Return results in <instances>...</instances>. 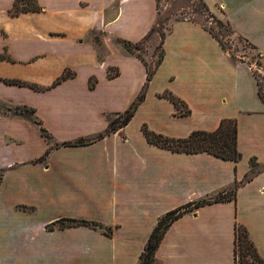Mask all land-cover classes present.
<instances>
[{
	"label": "crops",
	"instance_id": "0c3cea01",
	"mask_svg": "<svg viewBox=\"0 0 264 264\" xmlns=\"http://www.w3.org/2000/svg\"><path fill=\"white\" fill-rule=\"evenodd\" d=\"M14 2L0 0V54L11 58L0 59V105L34 108L53 143L92 142L55 148L33 162L50 143L32 121L0 109V264H138L163 215L235 184L234 199L193 208L171 225L157 264H235L236 223L247 227L264 257V103L249 64L234 62L199 22L178 21L130 122L97 138L147 81L145 63L116 39H144L155 21V0H38L42 10L18 15L11 13ZM222 6L264 62V0H240L230 11ZM110 69L119 74L110 77ZM67 70L73 75L50 87ZM165 91L190 113L160 95ZM225 118L238 123V162L174 152L142 131L147 124L185 138L214 131ZM252 158L259 166L246 180ZM62 218L101 226L63 228Z\"/></svg>",
	"mask_w": 264,
	"mask_h": 264
},
{
	"label": "trees",
	"instance_id": "16d2710c",
	"mask_svg": "<svg viewBox=\"0 0 264 264\" xmlns=\"http://www.w3.org/2000/svg\"><path fill=\"white\" fill-rule=\"evenodd\" d=\"M200 1L202 3V6H204V8L206 9L207 14L210 15V17H212L217 23H219L222 26L228 27V29H233L230 21L227 20L226 23H224L214 13L211 12L208 4L204 0H200ZM40 10H42V7L38 3V0H15L11 13L13 15H18L21 12L40 11ZM153 31L154 30L152 29L144 39L138 42H132V41L121 39V38H117L116 42L121 44L128 52L135 54L145 63L141 55L136 54V51L141 50L142 48L141 46L143 42L151 36ZM208 31L219 41L222 48L226 50L225 43L222 41L219 34L214 30V28H209ZM232 31L234 32L235 30H232ZM239 38L241 40H245L249 42L253 48H256V46L249 39L243 37L240 34H239ZM164 55H165V52L163 49L156 62V66L153 70L148 68L147 64L145 63V65L147 66L148 75H147V81L142 91L140 92V94L132 102V104L126 111L118 114L116 119L114 120H112L111 117L109 118L110 124L108 126V129L104 133L99 135L97 138H102L106 136L107 134L115 132L119 128L126 126L130 122V120L136 113L139 105L144 101L146 97V92H147L149 82L151 81L155 70L162 63L164 59ZM231 58L234 62H236V58L234 56H231ZM0 59H11V58L8 54L4 53V54H0ZM240 62L243 63L244 61L241 60ZM118 74H119V71H116L113 74L112 69L109 70L110 77L117 76ZM253 74L257 82L258 95L264 103V92L262 90L263 83L261 79L259 78L260 75L256 72H253ZM72 75L73 73H71V71L69 70L65 71L63 75L60 78H58L50 87L55 86L56 84L60 83L62 80ZM6 82L21 84V85L29 84L26 81H22L18 79H6ZM95 83H96V80L91 78L90 86L92 88L95 86ZM29 85H31L32 87L36 89L49 88V87H40L35 84H29ZM160 95L174 102L177 109L182 114L190 113V109L185 104V102L181 98L174 95L171 91H165L164 93ZM0 109L3 110L5 113L18 115V116L24 117L32 121L34 124H36L39 127L41 134L50 143V147L46 150L45 154L41 156L40 158L34 160L33 162L44 161L45 158L49 155V153L55 148H59L65 145L86 144L88 142H92V140H80L77 142L66 141L62 143L60 142L53 143L52 135L46 130V128L41 124L39 120L34 118V112H35L34 108H30L28 106L12 108V107H6L3 105H0ZM142 131L150 143H153L160 147L172 150L174 152H183V153L208 152L217 157H220L223 159H230L235 162L240 161V159L242 158V153L238 149V142H237L238 123L235 118L222 119L219 127L214 131L194 130L188 137H185V138H174V137L166 136L161 133H157L151 130L147 124L142 125ZM258 166L259 164L256 162L255 159L252 158L251 159V170L247 174L246 180H250L253 177L254 173H256L258 169ZM3 178H4V170H1L0 171V186L3 182ZM239 186H240L239 184H235V186L227 193H224V194L222 193L218 195L217 197H214L211 199L201 200L195 204L193 203L186 204L184 206L173 209L167 212L165 215H163L159 219L157 225L154 227L152 233L150 234L144 246V249L140 255L138 264H157L156 252L162 240L164 239L171 225L178 218H180L184 213L192 210L193 208L200 207L206 204L234 199ZM57 222H59V224L63 228L73 227V226H88L92 228H99L101 226L100 223L96 221H89L85 219H76V218H62L58 220ZM105 233L108 235L112 234L111 230L109 229H107ZM250 251H252V256L254 257V259H256V261L260 263L264 262V257L259 253L258 248L256 247L254 241L251 239L247 227L241 223H236V226H235V260L236 262L235 264H237L238 258H240V260L244 259L243 261L249 260Z\"/></svg>",
	"mask_w": 264,
	"mask_h": 264
},
{
	"label": "rangeland",
	"instance_id": "374dc122",
	"mask_svg": "<svg viewBox=\"0 0 264 264\" xmlns=\"http://www.w3.org/2000/svg\"><path fill=\"white\" fill-rule=\"evenodd\" d=\"M212 13H214L224 23L228 20L224 16L226 9L222 4H226L227 11H230V7L238 4L240 0H204ZM155 21L152 29L154 30L151 36L146 39L141 50L136 51V54H140L147 64L148 68L154 69L156 62L162 52L164 38L172 30L173 25L181 20H194L202 24L205 28H214L219 34L222 41L225 43L226 51L230 56L236 58V63H248L251 67L252 72H256L260 75V79L263 83L264 92V62L262 60L259 51L253 48L251 44L245 40L239 38V34L236 30L228 29L226 26H222L217 23L210 15L207 14L206 9L202 6L200 0H155ZM229 21V20H228ZM151 29V30H152ZM232 30H235L234 32ZM101 39L103 36L102 32L100 35L96 33ZM114 74L115 71H112ZM117 115L111 116V119H116ZM249 260L238 258L237 264H264L256 261L252 256V251L249 252Z\"/></svg>",
	"mask_w": 264,
	"mask_h": 264
}]
</instances>
